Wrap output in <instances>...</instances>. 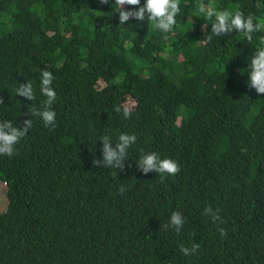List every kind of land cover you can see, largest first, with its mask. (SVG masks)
Returning a JSON list of instances; mask_svg holds the SVG:
<instances>
[{
  "label": "trees",
  "instance_id": "1",
  "mask_svg": "<svg viewBox=\"0 0 264 264\" xmlns=\"http://www.w3.org/2000/svg\"><path fill=\"white\" fill-rule=\"evenodd\" d=\"M198 2L180 0L165 34L148 21L120 25L115 0H0V121L33 122L0 156V264H264V95L248 71L264 31L208 40ZM215 6L264 23V0ZM43 70L54 76V128L27 116L46 100ZM28 82L33 101L17 96ZM121 134L137 137L124 170L94 167L101 139ZM152 152L180 172L145 175L136 165ZM174 211L186 218L179 233L163 227Z\"/></svg>",
  "mask_w": 264,
  "mask_h": 264
},
{
  "label": "clouds",
  "instance_id": "2",
  "mask_svg": "<svg viewBox=\"0 0 264 264\" xmlns=\"http://www.w3.org/2000/svg\"><path fill=\"white\" fill-rule=\"evenodd\" d=\"M102 4H108L109 0H100ZM115 5L118 6L120 25H124L130 19H136L139 22L148 21L149 25L154 24L155 28L167 34L173 30L177 24L176 17L180 13V0H145L141 5V0H115ZM125 6H135L134 10H126ZM198 14L202 15L205 20L211 21L212 35L208 36V40L213 37H222L230 34L233 31L243 33L247 40H253V33L264 31V23L254 22V17L245 16L243 12L236 11L235 13L228 10H216L215 0H199ZM207 28V24L203 26ZM264 42V40H262ZM250 87L254 88L260 95H264V48H260L254 52L249 64ZM54 80L53 73L48 70L41 72V93L46 97L43 102L42 109H32L30 115L40 117L45 127L54 128L56 125V112L52 106L57 99V92L52 87ZM17 96L25 97L28 100H34L35 94L31 83L19 84L16 90ZM0 104H4V98L0 96ZM121 107L115 109L116 112H121ZM123 118L131 117V108L123 107ZM32 119H25L22 127L14 126L11 121H0V156H13L15 154V146L20 140L27 135L32 127ZM103 147L101 149L103 159L93 161L94 167H108L123 171L125 161L127 160V152L129 148L137 142V137L134 134H121L118 141L113 144L109 136H104L102 139ZM114 145V146H113ZM145 175L149 172L160 174L161 179L165 175L175 176L180 172V165L175 160L169 158H160V156L152 152L142 155L139 163L136 165ZM126 189L121 186L120 192L123 194ZM219 209H213L211 206L205 209V214L208 215L213 222L218 225L224 221L219 214ZM186 218L179 211H174L170 217V223L165 224V229L173 228L177 233L181 231L185 224ZM220 235L226 236L225 229L218 226ZM200 245L193 243L192 246L185 247L181 245L180 251L185 256L195 254Z\"/></svg>",
  "mask_w": 264,
  "mask_h": 264
},
{
  "label": "rangeland",
  "instance_id": "3",
  "mask_svg": "<svg viewBox=\"0 0 264 264\" xmlns=\"http://www.w3.org/2000/svg\"><path fill=\"white\" fill-rule=\"evenodd\" d=\"M184 86L189 88L190 85L187 81H185ZM8 186L6 182L0 180V213L4 212L8 206Z\"/></svg>",
  "mask_w": 264,
  "mask_h": 264
}]
</instances>
